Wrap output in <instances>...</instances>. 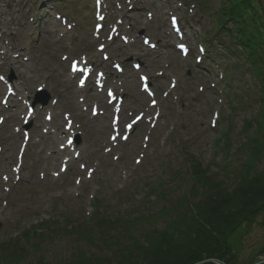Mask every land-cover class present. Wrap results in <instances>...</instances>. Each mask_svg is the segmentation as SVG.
Instances as JSON below:
<instances>
[{"label": "rangeland", "instance_id": "1", "mask_svg": "<svg viewBox=\"0 0 264 264\" xmlns=\"http://www.w3.org/2000/svg\"><path fill=\"white\" fill-rule=\"evenodd\" d=\"M92 1L0 0V78L5 80L0 82V102L7 83L17 92L9 98L10 109L0 105V243L18 241L14 248L8 247L2 264H34L40 259L66 264L77 258L78 250L86 257H112L109 249L114 245L103 248L93 225L103 216L129 223L140 244L145 233L159 232L174 219L177 214L172 210L178 203L193 205L199 200L197 189L198 194L189 193V159L197 160L208 175L223 180L230 189L253 155L249 146L241 147L251 138H264V126L257 124L264 106L257 79L246 68L241 52L232 55L218 45L221 37H211L212 10L221 0H107L103 6L107 17L120 27L103 51L108 61H102L97 51L103 41L92 32ZM258 2L264 15V0ZM57 15L66 17L67 23L61 25ZM170 16L179 20L190 50L185 59L175 48L179 41L172 34ZM143 38L156 48L150 50ZM81 56L107 75L121 99L120 116L125 123L138 113L145 114L127 141L109 142L115 103L106 104L104 90L99 93L90 86L78 90L77 77L68 74L70 61H80ZM136 63L140 65L137 72ZM113 64H119L123 72L116 74ZM140 74L147 77L156 95V108L148 107L149 99L139 91ZM27 104H34L37 114L24 130ZM15 105L21 108L14 109ZM67 119L73 120V132L79 138L73 152L60 150L67 134L59 132H65ZM24 131L29 141L19 158ZM52 152L60 154L59 160L47 170L46 157ZM260 155L256 170L264 161V152ZM67 158L68 168L60 175ZM162 209V216L157 215ZM44 222L47 231L34 229ZM83 225L88 230L82 235L66 234ZM30 228L35 231L25 235ZM115 237L120 249H136L130 244L134 240ZM227 237L230 251L225 258L231 262H205L264 264V215Z\"/></svg>", "mask_w": 264, "mask_h": 264}, {"label": "trees", "instance_id": "2", "mask_svg": "<svg viewBox=\"0 0 264 264\" xmlns=\"http://www.w3.org/2000/svg\"><path fill=\"white\" fill-rule=\"evenodd\" d=\"M258 1L221 0L218 8L212 10L214 14L211 37H221L217 43L225 46L228 53L234 55L237 51L241 52L246 68H250L258 81L259 90L263 94L260 101L264 102V59L261 56L264 55V15L263 7ZM257 124L264 126V106ZM263 141L264 138H251L247 141L248 144L241 147L243 149L249 146L253 155L235 176L236 182L230 189L225 187L223 180L208 175L197 160L189 159L188 172L192 180L189 193L195 190L194 196L198 191L201 192L195 204L178 203L172 210L173 214H177L174 219L169 220L159 232L145 233L140 244L135 239L136 233H133L136 230L129 228V223L111 216L96 218L93 225L99 233V241L104 244L103 248L109 249L108 246L114 245L109 249L113 251L112 257H86L84 251L78 250L77 258L66 264H199L213 259L231 262V259L225 258L230 251L227 236L242 224L253 222L258 215H264V161L259 170L254 167L261 163ZM164 210L156 214L160 216ZM46 224L47 222L36 225L34 229L42 228L47 231L44 228L48 227ZM84 230L88 229L83 225L77 230L67 231L66 234L80 236ZM33 231L35 230L30 228L24 233L29 235ZM115 234L134 240L130 244L135 245L136 249L132 252L124 250L123 247L120 249L121 245L116 243ZM16 242V239H11L0 243L3 257L9 254V249L14 248ZM22 250L19 248L18 251L23 252ZM17 253L12 256L16 257ZM4 259L5 257L0 260V264ZM34 264L51 263L40 259Z\"/></svg>", "mask_w": 264, "mask_h": 264}, {"label": "bare ground", "instance_id": "3", "mask_svg": "<svg viewBox=\"0 0 264 264\" xmlns=\"http://www.w3.org/2000/svg\"><path fill=\"white\" fill-rule=\"evenodd\" d=\"M106 84L107 85H109V86H111V83H109V80H107L106 81ZM0 93H2V86H0ZM75 93V92H74ZM11 102V101H10ZM135 105H137V106H140V107H142L143 108V104H142V102H139V100H135L134 102H133ZM17 108H21V106L19 107L18 105H15V107H14V109H17ZM8 109H10V106H6V109H5V111H7ZM3 110H1L0 109V112H2ZM20 111H22V110H20ZM146 112L148 111V110H145ZM108 127H107V125L104 127V129H107ZM102 130H103V127H102ZM19 131L20 130H18L17 131V133H16V136L15 137H17V135L19 134ZM59 135L60 136H63L64 135V133L63 132H59ZM59 156H60V154L59 153H57V152H52L51 154H50V156H48V157H46V167H45V169H49L48 167H53L54 165H55V163L59 160ZM11 158H12V156H10V157H8L7 159H6V161H8L6 164H5V168H7V166H8V163H10V160H11ZM48 159V160H47ZM49 161V162H48Z\"/></svg>", "mask_w": 264, "mask_h": 264}, {"label": "water", "instance_id": "4", "mask_svg": "<svg viewBox=\"0 0 264 264\" xmlns=\"http://www.w3.org/2000/svg\"><path fill=\"white\" fill-rule=\"evenodd\" d=\"M202 264H216L214 262H205V263H202Z\"/></svg>", "mask_w": 264, "mask_h": 264}, {"label": "snow or ice", "instance_id": "5", "mask_svg": "<svg viewBox=\"0 0 264 264\" xmlns=\"http://www.w3.org/2000/svg\"><path fill=\"white\" fill-rule=\"evenodd\" d=\"M176 21H175V19L173 20V23H175Z\"/></svg>", "mask_w": 264, "mask_h": 264}, {"label": "built area", "instance_id": "6", "mask_svg": "<svg viewBox=\"0 0 264 264\" xmlns=\"http://www.w3.org/2000/svg\"><path fill=\"white\" fill-rule=\"evenodd\" d=\"M263 255V254H262Z\"/></svg>", "mask_w": 264, "mask_h": 264}]
</instances>
